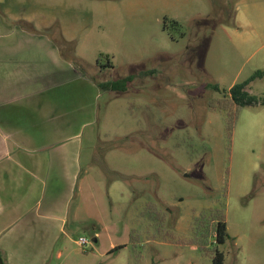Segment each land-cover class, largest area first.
I'll return each instance as SVG.
<instances>
[{
    "label": "rangeland",
    "instance_id": "374dc122",
    "mask_svg": "<svg viewBox=\"0 0 264 264\" xmlns=\"http://www.w3.org/2000/svg\"><path fill=\"white\" fill-rule=\"evenodd\" d=\"M1 3L0 53L85 107L67 134L86 180L48 264H264V104L219 106L264 69V0Z\"/></svg>",
    "mask_w": 264,
    "mask_h": 264
},
{
    "label": "crops",
    "instance_id": "0c3cea01",
    "mask_svg": "<svg viewBox=\"0 0 264 264\" xmlns=\"http://www.w3.org/2000/svg\"><path fill=\"white\" fill-rule=\"evenodd\" d=\"M0 10L7 26V5ZM10 51L0 53V252L5 264H48L86 180L75 135L67 134L81 126L85 107L74 108L77 118L62 100L42 99L58 83L26 77Z\"/></svg>",
    "mask_w": 264,
    "mask_h": 264
},
{
    "label": "trees",
    "instance_id": "16d2710c",
    "mask_svg": "<svg viewBox=\"0 0 264 264\" xmlns=\"http://www.w3.org/2000/svg\"><path fill=\"white\" fill-rule=\"evenodd\" d=\"M264 77V69H258L254 71V73L247 78L246 80L236 83L230 87L228 93L224 95L221 99L223 103L221 106L222 109H226L228 107H235L236 112L238 108L245 107L247 105L252 104H264V98L257 97L254 94H251L247 91V85L254 80L255 78ZM115 83L107 82L100 83L97 85L100 88H114ZM224 217V216H223ZM220 217H217L215 222V241L217 244H224L229 238L230 235L227 232L226 221L219 220ZM119 246H114L112 250L118 249ZM0 264H5V259L0 255ZM212 264H224V254L223 252L216 250L212 257Z\"/></svg>",
    "mask_w": 264,
    "mask_h": 264
},
{
    "label": "built area",
    "instance_id": "2783aa9c",
    "mask_svg": "<svg viewBox=\"0 0 264 264\" xmlns=\"http://www.w3.org/2000/svg\"><path fill=\"white\" fill-rule=\"evenodd\" d=\"M77 242H78L79 245H83V244H85L87 241H86V239H85L84 237H79Z\"/></svg>",
    "mask_w": 264,
    "mask_h": 264
}]
</instances>
